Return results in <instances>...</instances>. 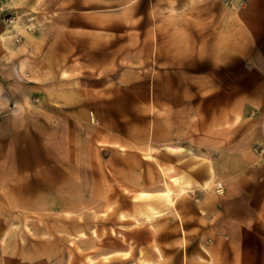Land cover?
I'll use <instances>...</instances> for the list:
<instances>
[{"label":"rangeland","instance_id":"1","mask_svg":"<svg viewBox=\"0 0 264 264\" xmlns=\"http://www.w3.org/2000/svg\"><path fill=\"white\" fill-rule=\"evenodd\" d=\"M37 1L0 0V116L52 123L2 199L0 264H264V0H133L49 59Z\"/></svg>","mask_w":264,"mask_h":264},{"label":"crops","instance_id":"2","mask_svg":"<svg viewBox=\"0 0 264 264\" xmlns=\"http://www.w3.org/2000/svg\"><path fill=\"white\" fill-rule=\"evenodd\" d=\"M132 4L133 0L37 1L35 5L43 6L45 13L49 12L50 15H53L51 14L53 11L58 12L54 18L56 27L44 30L45 59L51 58L53 53L58 52L62 55L71 52L69 47L72 43L68 40L70 38H76L79 41L84 37H93L100 43L99 38L104 36L100 34L102 27L108 31L112 26H115V23L120 25L122 23V26L125 27L126 23L131 22ZM15 7H20V5H15ZM87 24H91V28L84 31L83 29L88 27ZM103 31L107 32L104 29ZM0 40L2 44L8 45L12 41L11 34L8 31H1ZM49 63L51 64V61ZM12 93H9L10 101L14 100ZM3 95V89L0 88L1 101L4 100ZM9 107L11 108L0 116V208L3 207L2 199L4 197H9L10 194L15 195V191L20 190L25 186V183H29L35 178V171L37 172L41 165L38 163L43 161L41 150L44 148V143L41 142L39 151L36 150V132L37 129L40 130V127L49 129L52 126L51 122L45 120V118L51 117L49 113L43 116L39 115L40 111L16 109L11 105ZM163 171L166 174V171ZM170 180L174 185L165 180V189L162 195L163 198L170 200L171 205L176 206L177 200L186 192V187L179 174L171 175Z\"/></svg>","mask_w":264,"mask_h":264}]
</instances>
